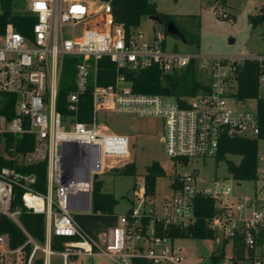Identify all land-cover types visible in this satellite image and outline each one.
Here are the masks:
<instances>
[{
	"label": "built area",
	"instance_id": "obj_1",
	"mask_svg": "<svg viewBox=\"0 0 264 264\" xmlns=\"http://www.w3.org/2000/svg\"><path fill=\"white\" fill-rule=\"evenodd\" d=\"M16 4L25 9L16 8ZM12 12L34 19L35 24L28 35L11 23L0 33V93L16 97V115L11 120L0 118V134L15 139L31 135L33 146L24 155L15 145L7 146L4 139L0 142V152L12 164L0 169V224L6 217L27 237L23 245L12 247L9 237L1 234L0 264H36L40 255L43 264H52L54 256L63 264L84 256L116 264H133L137 258L153 264H182L185 258L175 246L178 239L159 235L157 224L163 230L191 227L197 221L199 198L213 200L214 214L208 228L222 240L211 253L209 264L222 253L217 264H264V242L259 244L264 240V213L250 199L235 200L221 181H214L213 189L199 186L197 172L177 176L171 184L172 195L158 207L146 197L143 176L135 189L139 206L118 215L116 227L100 235V241L87 235L74 219L75 214L91 213L94 180L104 173L106 158L110 171L132 163L129 137L101 128V109L163 119L165 152L176 165L185 167L194 159L217 158L225 138H250L260 133L257 113L237 111L229 102L245 103L235 97L239 67L246 60L264 63V57L230 58L166 50L167 37L160 32L151 40L140 29L127 35L123 26L115 23L112 0H16ZM106 57L128 76L154 66L164 76L180 74L195 63L208 88L179 101L173 96L135 92L124 73L113 84L100 86L99 63ZM66 61L75 66L68 114L58 110ZM260 82L262 86L264 68ZM89 91L93 117L86 124L77 120V113L81 97ZM39 162H47L45 194L34 190V175L17 168ZM18 189L24 191L22 200L28 211L46 216L44 245L19 222L21 210L12 206ZM54 236L68 240L60 252L51 248ZM229 245L230 255L226 251Z\"/></svg>",
	"mask_w": 264,
	"mask_h": 264
},
{
	"label": "trees",
	"instance_id": "obj_2",
	"mask_svg": "<svg viewBox=\"0 0 264 264\" xmlns=\"http://www.w3.org/2000/svg\"><path fill=\"white\" fill-rule=\"evenodd\" d=\"M16 0H0L2 12L0 13V33L8 24H13L17 31L24 35L31 32V28L35 24L34 19L28 20L25 16L13 15L12 6ZM109 1V0H101ZM215 4L225 5L226 0H211ZM112 9L115 23L123 26L127 35L137 30L141 26L144 17L157 16L163 21L165 32L169 23H176L170 15L158 11L155 4L150 0H112ZM230 16L227 18L229 19ZM249 22L255 29L264 24V5L258 14L249 17ZM180 31V37L187 42L183 31L176 25ZM264 68V63L256 60H246L238 69V89L235 95L236 99L242 102L249 100L257 101V117L260 133L256 137L244 138H225L221 143V148L217 159L219 161L226 160L227 156H239L241 161L239 164L227 160L228 171L232 177L238 181H256L258 179V163H259V143L264 140V97H260V75ZM121 73L127 75L132 82L133 89L137 93L173 96L179 101L186 98L194 97L208 87L201 81V73L197 70L195 63L182 73L164 76L158 67L154 66L139 72L128 74L118 69L109 58H103L99 63L98 84L107 86L113 84L117 76ZM75 84V66L72 62L66 61L63 66L61 82L58 94V110L68 114L69 95L74 91ZM16 97L10 94L0 93V118L5 117L11 120L15 117ZM93 117L92 96L89 91L82 96L79 102V111L77 120L86 124L91 123ZM4 139L7 146L15 145L17 151L26 155L33 146V137L24 135L19 139H15L8 135L0 134V142ZM8 153V149H6ZM9 154V153H8ZM187 164V161H183ZM3 167H12L10 161L5 158V153L0 152V169ZM18 171L34 175L36 183L33 188L36 192L45 194L47 192V162H39L34 164H23L18 166ZM123 176H136L137 168L134 162L123 168L113 170ZM165 176V172L161 165L154 162L147 167L145 178L146 197L153 200L156 197V182L160 177ZM176 178L173 180L176 181ZM136 189V187L134 188ZM23 190H16V196L13 201V208L21 210L19 222L24 230L39 244L44 245L46 241L47 219L45 215L34 214L27 210L23 205ZM119 201L113 194L103 192V182L95 178L94 189L92 194V210L88 214H75L74 219L77 224L95 241H100V235L108 230L116 227L118 223V215L115 213V207ZM214 202L210 198H199L197 200V221L188 228L169 227L162 229L161 224H157L158 234L168 236L173 239H216V234L208 228V220L214 214ZM130 211V210H129ZM128 211V212H129ZM7 235L10 239L12 247H19L27 241V237L23 230L14 222L4 217L0 224V235ZM68 240L54 236L52 238L51 248L55 252L64 249V243ZM263 238L259 244L262 245ZM28 252L31 247H27ZM224 254L215 255L212 259L213 264H217ZM42 255L36 264H43ZM133 264H153L147 260L137 258L133 260Z\"/></svg>",
	"mask_w": 264,
	"mask_h": 264
},
{
	"label": "rangeland",
	"instance_id": "obj_3",
	"mask_svg": "<svg viewBox=\"0 0 264 264\" xmlns=\"http://www.w3.org/2000/svg\"><path fill=\"white\" fill-rule=\"evenodd\" d=\"M159 12L170 15L176 25L183 31L187 42L166 33L164 26L144 17L140 31L151 40L155 32L166 35V50H177L184 53H197L207 56L241 58L247 56L264 57V24L253 28L249 17L258 14L264 0H226L225 5L213 3L211 0H150ZM16 8L25 9L16 4ZM229 17V19L224 17ZM260 97H264V84L260 89ZM229 105L237 111L257 113V101L249 100L244 104L230 101ZM99 125L107 128L109 133L122 134L129 137V156L137 168L136 176H123L109 170V159H105L104 173L96 178L103 182V192L113 194L119 201L115 207L117 215L126 214L132 206L138 207L135 187L145 175L147 167L154 162L161 165L165 176L157 179L156 197L152 203L157 207L165 198L172 195L171 184L175 177L186 173L197 172L199 186L213 189L214 181H221L222 187L231 189L235 200L245 202L250 199L264 213V140L259 143L258 179L256 181H236L228 171L227 160L239 164L241 157L227 156L219 161L215 157L194 159L185 167L176 165L165 152L164 120L145 118L132 114L114 111H99ZM222 240L212 239H178L175 246L181 249L185 260L182 264H209L212 252L221 246ZM264 252V246L261 249ZM231 254V245L226 248ZM264 262V256H263ZM52 264H63L59 257L52 258ZM67 264H116L98 256L70 259ZM169 264V263H167Z\"/></svg>",
	"mask_w": 264,
	"mask_h": 264
},
{
	"label": "water",
	"instance_id": "obj_4",
	"mask_svg": "<svg viewBox=\"0 0 264 264\" xmlns=\"http://www.w3.org/2000/svg\"><path fill=\"white\" fill-rule=\"evenodd\" d=\"M150 19L157 22L159 25H163V21L157 16H152ZM167 33L178 38L180 37V31L174 23H169L167 26Z\"/></svg>",
	"mask_w": 264,
	"mask_h": 264
}]
</instances>
